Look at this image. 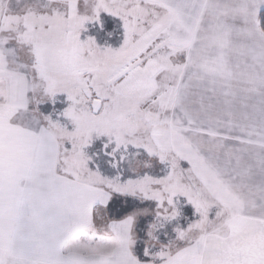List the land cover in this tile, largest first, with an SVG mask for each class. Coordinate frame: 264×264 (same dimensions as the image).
<instances>
[{"label":"rangeland","instance_id":"1","mask_svg":"<svg viewBox=\"0 0 264 264\" xmlns=\"http://www.w3.org/2000/svg\"><path fill=\"white\" fill-rule=\"evenodd\" d=\"M192 1L0 0V78L25 80L27 113L17 122L39 130L43 147L30 187L58 206V224L94 226L91 236L81 230L84 249L132 251L144 220L143 242L162 261L222 232L237 209L216 188L251 159L249 134L216 131L238 124L230 108L217 115L227 102L190 99L204 75L186 67L194 36L185 19L206 7ZM257 37L240 40L259 46ZM113 199L135 211L111 220ZM175 224L191 236L176 238Z\"/></svg>","mask_w":264,"mask_h":264},{"label":"crops","instance_id":"2","mask_svg":"<svg viewBox=\"0 0 264 264\" xmlns=\"http://www.w3.org/2000/svg\"><path fill=\"white\" fill-rule=\"evenodd\" d=\"M193 3L186 0V5ZM201 4L206 7L199 18H184L187 32L194 36L186 67L200 69L204 75L200 82L190 81V99L203 101L209 96V101L227 102L219 105L217 115L228 116L230 108L239 118L238 124L232 130L216 131L249 134L251 159L241 165L236 176L218 178V200L227 205L228 197L233 198L229 203L237 205L236 211L231 210L230 223L224 224L222 232L199 238L188 253L170 252L162 261H153L149 255L153 250H146L145 255L151 262H142L136 254L137 245L148 234V225L141 238L138 224L139 241L132 251L119 249L120 245L110 246L105 253L98 245L82 248L81 230L91 236L94 226L58 224V206L43 205V190L30 187L32 166L38 162L42 142L38 141L39 130L17 122L18 115L27 113L25 80L4 77L0 78V111H7L3 117L0 113V264H264V56L257 60L255 55L264 53V39H259L264 0H201ZM200 33L202 42L196 38ZM253 37L263 44L245 43ZM241 38L246 41L241 42ZM258 166H263V171ZM173 227L176 238L190 234L187 228L182 234L179 224ZM108 241L114 246L112 239ZM143 243L149 246L147 241Z\"/></svg>","mask_w":264,"mask_h":264},{"label":"trees","instance_id":"3","mask_svg":"<svg viewBox=\"0 0 264 264\" xmlns=\"http://www.w3.org/2000/svg\"><path fill=\"white\" fill-rule=\"evenodd\" d=\"M259 25L261 31L264 33V12H262L259 15ZM125 202L126 200H119V199H113L110 201V203L107 206V211L111 220L121 221L135 211L136 208L135 206L127 202L126 204H124ZM145 225H146L145 221L143 220L140 222L138 226L141 238L143 237L145 232ZM146 250L149 251L151 250V248L149 246H146V244H144L143 242H140L136 247V254L142 262H151L150 258L145 257V255L147 254Z\"/></svg>","mask_w":264,"mask_h":264}]
</instances>
